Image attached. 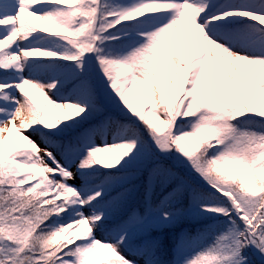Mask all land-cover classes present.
<instances>
[{"label":"snow or ice","instance_id":"6c2138e0","mask_svg":"<svg viewBox=\"0 0 264 264\" xmlns=\"http://www.w3.org/2000/svg\"><path fill=\"white\" fill-rule=\"evenodd\" d=\"M137 260L264 264V0H0V264Z\"/></svg>","mask_w":264,"mask_h":264},{"label":"trees","instance_id":"16d2710c","mask_svg":"<svg viewBox=\"0 0 264 264\" xmlns=\"http://www.w3.org/2000/svg\"><path fill=\"white\" fill-rule=\"evenodd\" d=\"M38 23V22H37ZM189 225L187 224H179L176 225L175 227L172 228H165L163 230L160 231H156L153 233V236H158L160 238H162V240L164 241V245L165 248L169 250V254L164 256V259H170V249L171 246L174 242V240L178 237L179 233L185 229L188 228ZM100 233H97L98 238L100 237ZM129 259H137L135 256L129 255L128 256ZM137 264H143L142 260H137Z\"/></svg>","mask_w":264,"mask_h":264},{"label":"rangeland","instance_id":"374dc122","mask_svg":"<svg viewBox=\"0 0 264 264\" xmlns=\"http://www.w3.org/2000/svg\"><path fill=\"white\" fill-rule=\"evenodd\" d=\"M77 183H78V181H77Z\"/></svg>","mask_w":264,"mask_h":264}]
</instances>
